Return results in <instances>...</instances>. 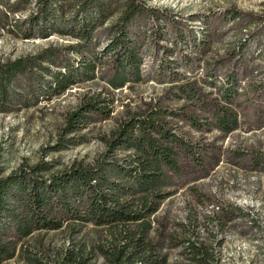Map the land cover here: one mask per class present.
<instances>
[{
    "label": "rangeland",
    "instance_id": "374dc122",
    "mask_svg": "<svg viewBox=\"0 0 264 264\" xmlns=\"http://www.w3.org/2000/svg\"><path fill=\"white\" fill-rule=\"evenodd\" d=\"M136 1L142 13L128 27L142 43L141 81L111 86L107 64L102 63L96 78L52 98L39 92L32 96L17 86L29 103L15 98L5 109L0 107V169L7 173L48 161L47 173L73 161L93 164L106 149L103 136L121 118L153 107L175 109L177 113L169 111L165 119L191 141L201 162L180 156L182 173L172 193L150 215L148 236L165 257L163 264H203L193 256L191 242L203 246L213 264H264V0ZM129 2L115 0L106 28H99L95 36L97 49L108 39L107 27L121 19ZM19 6L6 15L0 5V60L35 54L48 44L66 48L75 40L61 34L21 37L12 24L30 14L36 3ZM232 72L238 90L229 104L239 125L223 133L212 123L213 106L225 104L221 85ZM93 94L109 97L111 117L88 124L78 143L59 148L65 114ZM192 119L202 127L192 126ZM11 236L15 254L0 264H54L67 246H82L91 264H107L98 246L110 248L113 241L107 229L93 223L79 230L65 223L24 238Z\"/></svg>",
    "mask_w": 264,
    "mask_h": 264
},
{
    "label": "trees",
    "instance_id": "16d2710c",
    "mask_svg": "<svg viewBox=\"0 0 264 264\" xmlns=\"http://www.w3.org/2000/svg\"><path fill=\"white\" fill-rule=\"evenodd\" d=\"M28 2L0 0V5L7 15ZM35 3L30 14L12 24L21 37L61 34L75 40L66 48L48 44L35 54L0 60L1 109L15 98L24 105L29 103V96L17 91V86L24 87L32 96L39 92L52 98L76 83L96 78V69L102 63L107 64L111 86L141 81L142 43L128 27L142 13L136 0H130L121 19L107 27L108 39L100 49L96 48L95 36L112 14L115 0H35ZM176 31L185 38L181 31ZM164 67L170 69L171 64L165 63ZM237 84L235 73L226 75L225 85H221L225 104L216 102L213 106L212 123L223 133L239 125L229 104L238 90ZM112 111L107 95H85L64 116L59 148L78 143L85 137L82 129L111 117ZM169 111L177 113L175 109L153 107L121 118L103 136L106 149L93 164L73 161L68 167L47 173L44 171L50 170L48 161L21 165L7 173L0 169V262L15 254L12 233L24 238L34 231L58 229L65 223L74 230L93 223L103 226L113 237L110 248L98 246L107 264H163L165 257L156 251L148 236L152 228L150 215L172 193L171 187L182 173L180 156L191 155L201 162L191 141L175 129L174 122L165 119ZM189 123L198 129L202 127L197 119ZM131 224L136 227L131 228ZM191 245L197 260L213 264L206 259L203 246L193 242ZM75 262L91 264L82 246L77 249L67 246L54 264Z\"/></svg>",
    "mask_w": 264,
    "mask_h": 264
}]
</instances>
